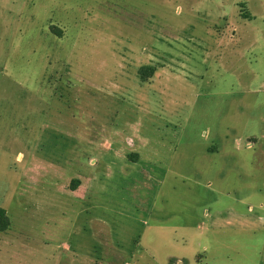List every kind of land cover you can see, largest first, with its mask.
<instances>
[{
  "label": "rangeland",
  "instance_id": "1",
  "mask_svg": "<svg viewBox=\"0 0 264 264\" xmlns=\"http://www.w3.org/2000/svg\"><path fill=\"white\" fill-rule=\"evenodd\" d=\"M0 207V264H264V0H0Z\"/></svg>",
  "mask_w": 264,
  "mask_h": 264
},
{
  "label": "trees",
  "instance_id": "2",
  "mask_svg": "<svg viewBox=\"0 0 264 264\" xmlns=\"http://www.w3.org/2000/svg\"><path fill=\"white\" fill-rule=\"evenodd\" d=\"M154 72H155V68L152 67L151 68L141 67L139 69V74L142 78L151 77L154 74ZM75 183H77V181L72 182V185H74ZM9 226H10V222L7 217L6 211L0 207V234L8 230Z\"/></svg>",
  "mask_w": 264,
  "mask_h": 264
},
{
  "label": "crops",
  "instance_id": "3",
  "mask_svg": "<svg viewBox=\"0 0 264 264\" xmlns=\"http://www.w3.org/2000/svg\"><path fill=\"white\" fill-rule=\"evenodd\" d=\"M154 68V67H153ZM155 73H156V69H155Z\"/></svg>",
  "mask_w": 264,
  "mask_h": 264
}]
</instances>
